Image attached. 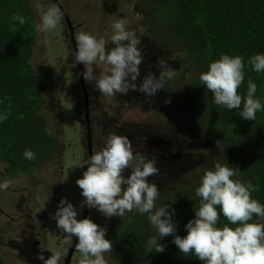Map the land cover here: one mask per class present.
<instances>
[{
	"label": "trees",
	"instance_id": "16d2710c",
	"mask_svg": "<svg viewBox=\"0 0 264 264\" xmlns=\"http://www.w3.org/2000/svg\"><path fill=\"white\" fill-rule=\"evenodd\" d=\"M33 2L38 0H0V111L9 112L8 119L0 123V158L6 163L5 173L9 176L43 169L52 162L57 144L54 132L51 130V135L46 132L50 129L42 111L50 82L32 63L38 33ZM140 3L146 31L142 35L144 60L137 85L149 73L158 75V59H177L180 68L171 66L176 78L167 82L155 97L146 98L135 91L134 98L127 95L120 101L137 99L144 110L152 101L177 103V118L189 119L199 133L211 140V146L198 153L195 142L165 135L172 147L155 161L160 175L182 171L183 180L180 177L171 183L170 178L165 187L158 182L160 196L156 205H173L174 220L178 223L176 234L184 236L185 221L190 215L193 218L194 207H199L195 188L200 176L216 162L237 168L235 179L258 185L259 190L252 195L264 203V111H258L255 120L243 119L239 116L242 105L241 109L230 111L215 105L213 94L199 80L211 61L223 54L239 55L245 61V79L238 92L246 95L248 80L252 79L257 84L256 96L264 101V73L252 71L247 64L251 55L264 53V0H140ZM17 14L25 18V24L12 19ZM185 68L191 70L189 76L185 75ZM85 90L91 95L87 85ZM83 94L84 90L81 95L85 101ZM129 124L135 123L120 121L116 130L129 128ZM148 136L151 133L145 128L137 129V138ZM25 149L33 150L36 159H24ZM193 159L207 163H201L189 180L187 162L192 164ZM68 195L74 198L73 192ZM76 199L75 203L78 196ZM121 218L108 230L113 244L110 256L116 264H203L198 258L181 253L172 242V235L161 241L166 245L164 252L147 253L146 241L155 234L147 214L126 213ZM259 220L264 219L253 217V221ZM225 223L228 221L221 215L219 226ZM106 226L110 227V222ZM0 264H8L1 253Z\"/></svg>",
	"mask_w": 264,
	"mask_h": 264
},
{
	"label": "clouds",
	"instance_id": "9594fccd",
	"mask_svg": "<svg viewBox=\"0 0 264 264\" xmlns=\"http://www.w3.org/2000/svg\"><path fill=\"white\" fill-rule=\"evenodd\" d=\"M63 15L56 2L55 6L49 7L42 14L40 22L35 25L36 30H55L61 19H64ZM12 19L20 25L26 22L18 14L13 15ZM112 30L110 42L114 47L110 49H106L105 38L91 32H80L75 36L73 63L85 66V81L92 82L100 93L114 96L132 90L150 98L165 89L167 82L176 78V71L169 67L167 60L161 58L156 63L158 75L149 73L137 85L141 77L140 65L144 60L140 45L146 30L140 27L141 35L138 36L136 31L127 28L124 19L113 22ZM247 64L252 71L264 73V53L251 55ZM94 65L106 68L99 78L95 75ZM244 79V58L229 54L211 61L208 68L199 75L201 84L213 94L215 105L229 111L241 109L242 105L239 116L255 120L257 112L264 111V101L256 96L257 84L252 79L248 80L246 95L238 92ZM8 117L9 112L0 111V123ZM46 132L52 134L51 130L46 129ZM174 136L181 137L177 131ZM182 138L189 142L186 137ZM131 139L111 135L101 151L89 156L83 175L76 180L84 198L80 208L65 196L59 201L57 210L50 214L56 222V228L64 234V242L75 243L76 251L80 253V264H106L105 254L113 248L112 240L106 236L105 227H101L91 216L78 219L85 206L95 208L108 218L123 217L126 213L147 214L150 225L155 229V234L146 241L147 253L164 252L166 245L161 241L172 235V242L181 253L194 256L203 264H264V222L253 221L254 216L264 219V203L252 195L259 190L258 185L235 179L237 168L229 164L216 162L213 167L205 169L195 188L199 207H194V217L184 225L187 235L181 236L176 234V209L168 203L159 207L156 205L160 196L158 182L161 183L158 177L163 174H159L155 158L135 155L131 145L134 141ZM192 140L195 139L190 141L197 144L198 153L205 152L199 150L198 140ZM167 141L170 145L160 154L172 147L170 139ZM22 156L29 161L36 159V153L31 149H25ZM125 169H130V175H125ZM9 186L7 181L0 182V190H7ZM41 210L38 209L37 213ZM221 215L228 221L223 226H219ZM49 250L52 254L48 258L44 257L43 252L38 257L43 264H65L61 250Z\"/></svg>",
	"mask_w": 264,
	"mask_h": 264
},
{
	"label": "rangeland",
	"instance_id": "374dc122",
	"mask_svg": "<svg viewBox=\"0 0 264 264\" xmlns=\"http://www.w3.org/2000/svg\"><path fill=\"white\" fill-rule=\"evenodd\" d=\"M58 4L62 7L60 9L64 15L69 14L76 24L74 38L80 32H91L97 37L105 38L106 49L114 47L110 42V36L113 34L112 24L116 20L124 19L127 22V28L136 31L138 36L141 35L140 27L145 28L143 24L146 19L140 0H58ZM53 5L55 6L54 0L33 2V10L38 23L42 14ZM66 23L62 18L55 30L38 31L32 56L35 69L45 75L50 82L42 111L47 117L49 129L57 138L54 158L41 170L11 177L5 173L6 163L0 158V182L7 181L10 185L7 190H0V253L8 264H36L37 254L34 250L38 249L40 253L46 251V241L53 242V249L67 248L64 249L67 253L73 252L76 256L75 243L66 244L64 234L60 230L55 236L50 235V229L56 226L50 214L57 210L59 201L65 196L78 206V209L80 208V202L84 198L81 196V189L76 184V180L83 175L87 167L85 162L89 156L101 151L111 135L133 138L130 141H134L131 143H134L137 156L151 159L154 157L155 161L159 158L160 152L169 146L165 135H175L176 131L181 137L198 140L200 151L211 146L210 138L199 133L192 121L177 118V103L171 105L166 102L163 104L152 101L153 104L146 106L144 110L140 104H136V100L133 102L120 101L124 100L127 95L117 93L114 96H106L98 92L92 82L85 81L83 77L85 66L73 63L74 45L72 41L68 42L63 36ZM68 43H72V46H68ZM71 56L73 60L70 59ZM167 62L170 67L180 68V65H176L179 62L177 59H170ZM94 69L97 78L106 71L105 66L102 65H94ZM185 69V75L189 76L191 70ZM77 83L80 85V94H82L81 89L87 85L93 98L90 102L91 118L89 117L93 132L89 139L88 136L86 138L85 125V133L81 134L80 118H84L86 114V105L83 106L85 111L79 118L75 112L73 97L77 95V89L74 90L72 84ZM124 120L135 123L136 129L126 127L122 131L116 130L119 122ZM143 128L148 130L151 136L137 138V129ZM215 150L220 156L219 150L217 148ZM201 163L206 164L207 161L193 159L192 164L187 162V166H190L189 180L195 176ZM181 174L182 171L175 170L158 178L161 184L166 186L170 178L171 183L180 177L183 180ZM71 192L74 194L73 199L68 195ZM77 196L79 199L75 203ZM168 204L173 207L171 203ZM38 209L42 210L37 213ZM21 214L30 219L36 217L47 225L48 235L43 233L41 237H38L40 243L36 242V237L31 236L30 230L25 231L22 227L26 219L22 218ZM88 216L107 229L108 239H110L108 230L113 227V224L117 225L122 220L117 216L105 217L95 208L90 209L85 206L80 211L78 219ZM190 219L192 215L185 222L187 223ZM108 222H110V227L106 226ZM15 245H21L23 248L17 250ZM110 255V252L106 253L105 259H112ZM112 260L115 262L114 259Z\"/></svg>",
	"mask_w": 264,
	"mask_h": 264
},
{
	"label": "flooded vegetation",
	"instance_id": "af4514ba",
	"mask_svg": "<svg viewBox=\"0 0 264 264\" xmlns=\"http://www.w3.org/2000/svg\"><path fill=\"white\" fill-rule=\"evenodd\" d=\"M56 0H54V2H55ZM56 3V2H55ZM52 4H54L53 2H52ZM54 6V5H53ZM69 15V14H68ZM64 19H65V21L67 22L66 24H67V26H65L64 27V29H65V33H64V38H66V40H68V42H69V40H70V37H71V33H73V30H71V28L69 27V22H68V20L65 18V15H64ZM69 19L71 20V23L72 24H74V25H76L75 24V22L71 19V17L69 16ZM43 32V31H42ZM62 32V31H61ZM74 33H75V30H74ZM70 44H72V43H68V46L70 45ZM68 50V49H67ZM73 52H75V49H74V51ZM70 59H72L73 60V58H72V56L70 57ZM72 62V61H71ZM70 62V63H71ZM85 80V79H84ZM137 83V82H136ZM72 88L75 90V89H78V92H77V95L76 96H74L73 97V100H74V103H75V112L77 113V117L79 118L81 115H82V113H84V111L85 110H83V106H85V104H86V100L84 101L83 100V97H82V95L79 93V88H80V85L77 83L76 85H73L72 84ZM90 91V90H89ZM98 91V90H97ZM99 92V91H98ZM90 94H91V91H90ZM135 91H132V90H130L127 94H120V95H128V97H130V96H132V97H134L135 95ZM87 99H88V103H89V105H87V109H86V113L87 114H89L90 115V113H91V105H90V102L91 101H93V98L91 97V95H89L88 97H87ZM136 100V102H137V99H135ZM137 104V103H136ZM89 109H90V112H89ZM90 117H91V115H90ZM81 119V128H82V132H81V134L82 133H85L84 132V128H85V126L84 125H86V122H87V119H86V114H85V116H84V118H80ZM131 125H133V124H129L128 126H129V128L130 129H132V130H135L136 129V127H135V124L133 125V126H131ZM127 126V125H126ZM81 145L83 146V143H81ZM131 145H132V150H133V152H134V154L135 155H137V153H136V151H135V148H134V143H131ZM125 175H130V169H125ZM80 198H81V196H80ZM81 200V199H80ZM77 208H78V206H77ZM21 217L22 218H25L26 219V221H25V223L22 225V227H24V229H25V231H27V230H30V232H31V236L33 237H36V242L37 243H40V240L38 239V237H41V235L43 234V233H45V234H47L48 235V231L46 230V227H47V225L44 223V222H42L40 219H38V218H36V217H32L31 219L30 218H28L27 216H25V215H23V214H21ZM80 219H82V218H80ZM59 231V229H57L56 228V226H54L53 228H51L50 229V235L51 234H53V236H55V234L57 233ZM63 236H61V238H62ZM47 242V244H46V251H44L43 252V255H44V257L45 258H48L52 253H51V251L49 250V248H52L53 249V242H48V241H46ZM23 247L21 246V245H15V249H17V250H21ZM64 249H67V248H64ZM64 249H62L61 251L63 252V255H64V257H65V264H80V259H79V257H80V253H78L76 250L74 251L75 253H76V256L75 255H73V252H66ZM60 250V249H59ZM34 253H36L37 254V257H36V261H37V263L36 264H43V261H41V260H39L38 259V257H39V255L41 254L39 251H38V249L37 250H34ZM106 264H115V262L112 260V259H110V260H106Z\"/></svg>",
	"mask_w": 264,
	"mask_h": 264
},
{
	"label": "water",
	"instance_id": "95a60500",
	"mask_svg": "<svg viewBox=\"0 0 264 264\" xmlns=\"http://www.w3.org/2000/svg\"><path fill=\"white\" fill-rule=\"evenodd\" d=\"M56 2L58 3V0H56ZM59 7L60 8H62L60 5H59ZM67 18V20H68V22H69V27L71 28V30H73V33H71V41H72V43H73V48L75 49V51H76V40H75V38H74V35H75V33H74V26L72 25V23H71V21L69 20V17L67 16L66 17ZM70 46H72V44H70ZM81 66V65H80ZM84 81V80H83ZM85 87H86V85L83 87V89H81L82 91L84 90L85 91V94H83V96H85V100H86V107H87V105H89V103H88V99H87V97H88V92L85 90ZM84 93V92H83ZM89 117H90V115L89 114H87L86 113V119H87V122H86V138H87V136H88V139H89V136H90V134L93 132V125L90 123V121H89ZM91 118V117H90ZM257 222H264V220H259V221H257Z\"/></svg>",
	"mask_w": 264,
	"mask_h": 264
}]
</instances>
